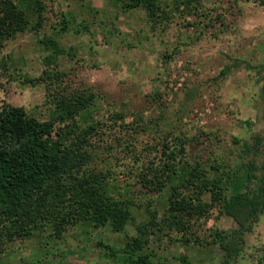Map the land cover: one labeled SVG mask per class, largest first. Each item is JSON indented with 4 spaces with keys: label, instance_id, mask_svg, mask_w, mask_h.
<instances>
[{
    "label": "rangeland",
    "instance_id": "rangeland-1",
    "mask_svg": "<svg viewBox=\"0 0 264 264\" xmlns=\"http://www.w3.org/2000/svg\"><path fill=\"white\" fill-rule=\"evenodd\" d=\"M41 1L39 30L17 34L1 49L0 107L21 106L30 116L49 120L53 110L45 86L24 78L36 79L45 68L51 52L40 39H52L67 52L54 56V63L70 86L95 95V118L103 127L92 139L97 156L90 167L110 172L112 194L132 203L127 238L148 222L149 204L157 224L163 217L167 188L144 189L139 175L151 161L163 164L159 149L168 132L186 140L188 162L205 166L215 158L233 160L240 144L256 136L264 146V7L252 0H198L199 5L192 3L196 11L181 14L183 7L174 12L172 0H160L169 16L154 22L142 9L123 10L112 0ZM232 60L239 65L220 75ZM136 156L144 161H134ZM204 228L231 230L234 224L214 206ZM154 232L147 251L154 262L179 264L181 256L189 264L222 262L215 245L180 244L173 232ZM202 233L203 242H210L209 232ZM50 234L39 229L7 244L0 264H116L97 242L118 249L126 240L80 226L58 240ZM263 254L264 213L230 264H264Z\"/></svg>",
    "mask_w": 264,
    "mask_h": 264
},
{
    "label": "trees",
    "instance_id": "trees-1",
    "mask_svg": "<svg viewBox=\"0 0 264 264\" xmlns=\"http://www.w3.org/2000/svg\"><path fill=\"white\" fill-rule=\"evenodd\" d=\"M112 1L123 10L142 9L154 22L169 16L167 4L160 0ZM193 2L199 5L198 0H172V10L183 7L180 13L190 14L197 8ZM252 2L264 7V0ZM43 10L41 0H0V53L4 43L17 34L38 31ZM40 43L51 52L43 60L45 68L38 78L24 79L45 86L53 110L50 119L40 121L21 106L0 107V254L7 244L39 229L49 230L57 240L76 226L125 236V226L132 219V203L114 196L108 188L110 172L90 167L97 156L92 139L103 127L95 118V95L70 86L66 74L57 69L54 56L67 52L52 39L43 38ZM2 59L0 55V69L5 66ZM239 63L232 60L220 75L230 73ZM115 117L123 119L118 114ZM165 136L159 149L163 164L151 161L139 175L144 189L159 193L167 188L159 224L157 212L149 204L145 208L148 222L136 225L135 235L125 236L122 246L97 245L105 247L116 264H161L152 261L147 251L154 231L166 229L178 236L180 244L217 246L223 255L221 264H230L241 255L246 235L264 213L263 142L258 136L243 141L233 160L215 158L205 166L199 160L194 164L186 160V140L171 132ZM134 161L144 159L136 156ZM214 206L220 216L231 219L233 229L205 230ZM202 232H209L210 242H203ZM178 259L179 264L190 263L185 256Z\"/></svg>",
    "mask_w": 264,
    "mask_h": 264
}]
</instances>
